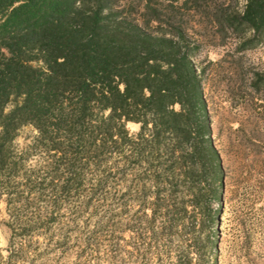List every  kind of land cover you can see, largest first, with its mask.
<instances>
[{
  "label": "trees",
  "instance_id": "1",
  "mask_svg": "<svg viewBox=\"0 0 264 264\" xmlns=\"http://www.w3.org/2000/svg\"><path fill=\"white\" fill-rule=\"evenodd\" d=\"M185 13L234 37L237 51L264 41V0H0V196L18 176L28 181L14 140L30 126L32 146L64 175L59 192L113 153L142 166L152 190L139 187V210H148L150 239L155 212L159 234L208 215L221 167ZM128 123L138 125L134 135ZM200 252L190 239L174 264Z\"/></svg>",
  "mask_w": 264,
  "mask_h": 264
},
{
  "label": "rangeland",
  "instance_id": "2",
  "mask_svg": "<svg viewBox=\"0 0 264 264\" xmlns=\"http://www.w3.org/2000/svg\"><path fill=\"white\" fill-rule=\"evenodd\" d=\"M183 19L199 46L195 61L204 71L209 136L221 167L208 215H199L193 229L185 218L184 230L159 234L155 212L150 239L142 218L148 210H139V187L152 190L142 166L113 153L106 166L85 168L77 187L59 192L64 175L51 169L50 155L32 146L36 132L23 126L14 146L28 181L18 176L0 196V264H174L190 239L201 248L190 264H264V41L237 51L234 37L201 16L185 13ZM126 129L134 135L138 125Z\"/></svg>",
  "mask_w": 264,
  "mask_h": 264
}]
</instances>
